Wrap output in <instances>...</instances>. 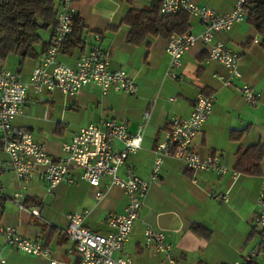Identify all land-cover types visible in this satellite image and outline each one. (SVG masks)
<instances>
[{"label": "crops", "instance_id": "1", "mask_svg": "<svg viewBox=\"0 0 264 264\" xmlns=\"http://www.w3.org/2000/svg\"><path fill=\"white\" fill-rule=\"evenodd\" d=\"M138 1L130 7L123 0H74L77 17L84 26L78 38L81 42L72 49L65 44L58 57L60 63L74 66L82 55L99 46L110 57V70H122L133 78L138 87L137 96L113 91L102 95L95 85L86 86L74 97H65L58 91L40 96L29 91L22 113L14 119L13 126L29 132L35 142L43 144L47 153L58 160L63 156L62 145L70 142L79 129L114 120L133 134L142 123L144 112H149L141 149L128 156L118 174L125 178L126 168H129L150 185L129 241L114 257L126 254L136 264H169L163 253L146 245L144 232L150 228L163 232L172 246L174 264L241 261L260 242L256 238L259 231L255 229L253 219L264 177V158L258 165L247 160V173L236 169L239 149L252 146L264 149V49L260 47V37L246 16L228 33L214 36L239 56L241 78L233 80L231 87H224L216 78H227L226 70L218 62L208 60L212 44L202 43H197L183 56L178 70L182 81H170L165 77L169 63L167 39L148 37L140 46L127 42L129 28L122 19L130 8H145L147 2L149 5V0ZM191 1L199 7H214L218 12L226 13L233 9L237 0ZM204 30L205 26L199 20L189 17L187 32L199 35ZM52 33L51 30L42 32L44 43L50 42ZM95 35H99V41ZM73 39L74 42L78 40ZM38 52V58L22 63L19 58L10 57L0 61V70H10L22 83H27L41 60L42 47ZM243 84L262 93L256 107L247 104L235 90L234 86ZM198 94L212 95L215 103L211 116L194 140V149L203 157L218 156L228 172L222 176L192 173L181 161L167 158L162 164L159 181L151 182L153 151L160 132L169 119L189 117ZM170 98L175 101H169ZM121 147L118 143L115 145L116 149ZM7 162L8 157L0 144V188H3L0 231L13 228L20 236L48 248L51 254L45 259L13 250L0 232V257L6 264H50L52 260L58 264H81L74 243L63 234L68 225L66 216L87 211L84 226L92 232L107 235L111 232L107 217L121 215L128 204V197L117 187H110L106 196L97 202L95 194L99 189L79 180V171L74 173L76 183H61L50 193L38 177L22 187L7 169ZM107 182L103 179L100 189ZM211 193H228V201L212 200ZM15 194H20L25 210L14 204ZM30 209H37L39 217L32 216ZM195 226H201L210 235L196 233ZM254 262L264 264V253Z\"/></svg>", "mask_w": 264, "mask_h": 264}, {"label": "built area", "instance_id": "2", "mask_svg": "<svg viewBox=\"0 0 264 264\" xmlns=\"http://www.w3.org/2000/svg\"><path fill=\"white\" fill-rule=\"evenodd\" d=\"M250 1L237 0L231 11L220 13L214 7H199L191 0H162L163 15L185 13L205 26V30L199 35L186 32L182 35H172L168 39L166 53L169 56V63L165 77L182 81L178 70L183 56L197 43H202L212 44L207 54L208 60L218 62L226 70L227 78L216 76L224 87H231L233 80L240 79L239 56L222 41L215 40L214 36L228 33L235 25L243 22L245 7ZM76 17L74 0L58 1L54 34L27 83H22L17 74L10 70H0L1 149L8 157L7 169L16 176L22 187L34 177H38L46 184L50 193L61 183H76L74 173L79 171L81 173L79 180L99 189L95 194L97 202L106 196V191L110 187L121 189L128 197V204L121 215L107 217L110 233L101 235L86 228L84 222L88 212L83 211L66 216L68 225L63 234L74 243V251L79 256L81 264H136L129 255L123 254L117 258L114 255L129 241L150 184L137 177L129 168H126L125 178H121L118 172L125 165L128 156L141 149L150 113L144 112L142 123L133 134L127 131L125 125L114 120H104L97 126L89 125L79 129L70 142L62 145L63 156L58 160H54L47 153L43 144L35 142L29 132L13 126L14 119L22 113L29 91L38 96L58 91L65 97H74L86 86L95 85L102 95L113 91L137 96L138 87L133 78L122 70H110V57L99 46L92 47L74 66L58 61L61 49L73 34L72 23ZM99 38V35H95L97 41ZM234 88L247 104L252 107L259 104L261 92L246 84ZM169 101L175 99L170 98ZM214 103L215 98L212 95L198 94L189 117H173L166 121L153 151L151 182L159 181L162 164L167 158L181 161L192 173H214L222 176L228 172L227 168L220 164L218 156L203 157L195 151L193 145L202 126L211 116ZM117 143L122 146L120 149L115 148ZM237 177L235 173L234 179ZM103 179H107L108 182L100 189ZM2 192L3 188H0V196ZM209 196L212 200L228 201V193H211ZM13 202L25 210L20 194L14 195ZM29 213L36 218L39 217L37 209H30ZM253 224L260 234L259 245L245 259L233 264H249L264 253V177L256 201ZM0 232L13 250L30 256L50 258L51 252L48 248L20 236L17 230L5 228ZM144 239L146 245L153 246L156 251L166 256L169 264H174L172 246L166 241L163 232L148 228L144 232ZM0 264H6L1 257ZM50 264L56 262L52 260Z\"/></svg>", "mask_w": 264, "mask_h": 264}, {"label": "trees", "instance_id": "3", "mask_svg": "<svg viewBox=\"0 0 264 264\" xmlns=\"http://www.w3.org/2000/svg\"><path fill=\"white\" fill-rule=\"evenodd\" d=\"M59 0H0V61L9 57H17L21 63L43 54L49 43H44L41 33L51 30L52 36L56 27V9ZM128 6L138 0H123ZM162 0H149L147 8H130L122 19L129 28L127 42L132 46H140L148 37L169 39L172 35H182L189 29V16L185 13L163 15ZM247 22L254 27L260 37V47L264 49V0H251L245 7ZM73 34L65 42L68 48H76L80 44V32L84 29L82 21L76 17L72 23ZM74 37L76 39L74 42ZM64 44V45H65ZM70 44V45H69ZM236 169L247 173L245 162L253 160L256 165L264 158V149L252 146L239 149L236 153ZM196 233L206 237L210 235L201 226L193 227ZM249 264H256L254 261Z\"/></svg>", "mask_w": 264, "mask_h": 264}, {"label": "rangeland", "instance_id": "4", "mask_svg": "<svg viewBox=\"0 0 264 264\" xmlns=\"http://www.w3.org/2000/svg\"><path fill=\"white\" fill-rule=\"evenodd\" d=\"M139 2V1H138ZM148 7V2L147 3H145V8H147ZM41 35H42V33H41ZM10 58H17V57H14V56H12V57H10ZM8 67H9V69H13L14 70V68H12V66H9L8 65ZM168 80H170L171 81V79H168ZM175 82V81H174ZM16 184V183H15ZM17 185V184H16ZM26 186V185H25ZM256 238H257V240L258 241H260V234H258L257 236H256ZM53 258H55V257H53ZM56 259V258H55ZM56 264H58L57 262H56Z\"/></svg>", "mask_w": 264, "mask_h": 264}]
</instances>
